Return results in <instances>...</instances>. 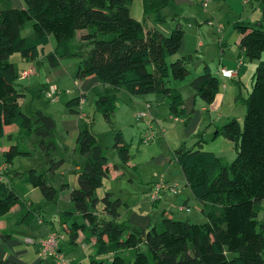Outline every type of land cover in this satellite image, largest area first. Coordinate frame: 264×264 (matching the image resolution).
<instances>
[{
    "label": "trees",
    "instance_id": "trees-1",
    "mask_svg": "<svg viewBox=\"0 0 264 264\" xmlns=\"http://www.w3.org/2000/svg\"><path fill=\"white\" fill-rule=\"evenodd\" d=\"M23 1V7L5 3L0 8V138L8 137L14 125L39 136L51 133V116L42 111L32 115L22 109L23 87L16 81L19 70L9 60L14 52L27 61L44 55L51 38L53 48L45 53L51 67L58 66L64 57L79 56L76 79L95 76L106 86L96 91L95 107L108 123H112L120 89L129 94L153 92L170 97L174 116L186 114L182 95L167 85L170 74L182 79L190 72L191 55L176 57L169 65L167 61L180 48L184 36L179 22L168 33L145 27L130 15L131 0ZM261 2L262 22H233L240 35L238 47L249 59H258L244 100L242 124L230 118L217 130L234 142L235 158L225 162L200 146L172 150L185 186L201 204L204 222L175 219L164 211L158 222L146 228L120 219V198L109 191L97 194L109 173L108 158L90 121L78 127L75 144L84 163L75 171L77 184L62 182L59 189H70L69 199L83 221L69 222L72 212L65 211L60 223L67 224L63 228L72 243L84 229L94 237L95 251L88 264H264V221L257 218L264 199V0ZM167 3L168 0H142L144 15H153L160 21ZM26 20H31L32 31L22 35ZM190 84L207 103L212 102L219 88V80L207 63ZM81 98L82 95L75 96L66 102L71 112H76L73 106L79 105ZM113 148L120 163L127 164L128 144L118 130H114ZM22 153L16 144H10L1 151L0 163L11 164L14 156ZM59 164L60 161L52 162L40 171L29 168L24 174L16 173L22 182L39 188L45 201H56L58 189L48 182V172L53 174ZM5 170L0 174V217L21 202L5 178ZM20 215L19 221L32 225L39 217V208L26 207ZM131 249L130 258L125 253ZM0 264L19 263L4 258Z\"/></svg>",
    "mask_w": 264,
    "mask_h": 264
},
{
    "label": "rangeland",
    "instance_id": "rangeland-1",
    "mask_svg": "<svg viewBox=\"0 0 264 264\" xmlns=\"http://www.w3.org/2000/svg\"><path fill=\"white\" fill-rule=\"evenodd\" d=\"M227 1L228 2L223 4V0H214V2H219L216 8L213 7V5H209L207 9H203L200 0H187L186 2L168 0V3L161 10L160 16L162 18L159 22L163 23V25L168 22L172 23L168 32L173 28L176 22H179L184 29V37L187 42L184 46V51L180 53V51L177 50L174 54L167 57L168 65L176 57L191 55L188 66L192 69L197 59L198 50H204L206 62L214 69L218 60H222L226 55L223 54L222 46L220 45L223 32L225 30H227L228 33L231 30L235 32L234 26H231L232 21L238 18L246 19L249 12H251L247 11L251 9V3L246 4L245 0ZM251 2H255L254 5H257V0H251ZM227 3L230 5L228 6ZM128 6L132 17L138 20L143 18L142 0H131ZM209 10L214 11L215 17H210ZM259 10H262V7H259ZM258 16L259 18H255L254 16L249 18V23H255L257 21L262 22V15L258 14ZM147 19L150 21L155 20L153 15H150ZM31 31V20H26L21 28V34L29 35ZM77 38H79V32ZM231 43L233 44L232 41ZM53 44L54 41L53 38H51L50 43L45 47V53L52 50ZM229 46L230 44H227V46L223 47L227 50ZM235 47L237 48V45H235ZM45 53L42 55L43 57L41 56L37 72L30 73L23 78L19 75L16 81L23 87V96L20 99L22 109L32 115H34L36 111H42V113L51 116L54 127L49 135L39 136L35 131L27 133V131L17 128L14 125L8 135L9 137L5 136L0 138V160H2L1 151L7 149L10 144H16L21 151H24L22 154H16L12 163H7L8 167L5 170V178L8 179L11 187L18 192V195L21 197V202L15 205L11 213H7L0 217V224H4L6 229L4 233L11 234L14 238L12 244H10L8 243L9 238L0 234V248L2 247L6 252L12 254L15 259L21 260L27 264H55L52 259L36 262V245L34 243H29L25 237H42L50 231H57L64 236L58 244L64 256L69 259L72 264H88L90 255L95 251L94 237L91 236L88 229H84L79 232L80 234H78L77 242L72 243L63 228V225L67 224L62 225L60 223L65 211L72 212L68 220L69 222L72 220H77L79 222L83 221L75 211L74 204L69 199L68 191L57 188L58 195L56 201H45L39 188H34L30 193L23 190L24 184L27 183L22 182L20 174L23 172L26 173L29 168H36L37 171H40L41 169H46L52 162L60 161L59 166L55 169L53 174L48 172V182L56 187H59L61 181L68 182L72 186H75L77 184L75 179L76 167L81 168L84 163V157L78 152L76 147L75 138L78 127L90 121L91 130L95 133L99 144L102 146L111 169H113L112 166L115 163L120 165L118 171L121 172L120 177L117 179H108V176H106L102 186L97 189V194L100 196L105 191H109L112 193L113 197L120 198V213L126 211L125 203H127L130 208L132 207L135 209L140 208L146 211L157 209V214L154 215L157 216L156 222H158L160 219L158 215L161 209H158L157 206H153L150 202L149 194L146 193L145 189L148 182L151 179L157 180L169 173L171 177L175 178L173 181H178L180 187L184 188L185 178L181 168L173 158L164 165L157 164L152 160L150 161L151 156L155 155L160 149L157 148V146H162L164 153L166 152L170 157V155L172 156V149L176 148L178 144L174 146L170 141H168L170 143L168 144L166 138L162 137L163 135H160L159 138L154 137V139L149 142L140 140L139 134L144 128L143 124H145L147 116L139 120L136 119L134 114L139 106L137 107L132 103H128V101L121 96V93H119V98L115 102V107L111 116L112 123H108L104 119L102 113L95 107V100L98 94L96 91H102V89L97 87L95 89H90L82 83L86 77L81 79H76L75 77L79 56L64 57L61 59L58 66L51 67ZM239 56L245 62V65L242 67L243 74H240L238 82L234 80L229 81L234 86V94L238 95L235 100L232 99L230 105L224 103L223 111H218V113L223 112L225 115L229 113V115H233L229 117L235 118L242 124L246 108L244 100L250 91L251 75L258 59H249L246 55ZM18 59L19 54L17 52L9 56V60L16 64H19ZM248 64L254 65L252 72H250ZM251 68L252 66H250V69ZM197 74L198 72H195L194 76ZM189 78L190 74H187L182 79H174L170 74L168 76L167 85L175 87L173 86L175 82H178L180 85L185 83L181 88L180 86H177V88L175 87L177 91L182 94L181 89L189 88L193 90ZM47 90L59 91L57 101L50 102L46 98L45 92ZM81 93H83V95ZM80 95L84 97L83 100L79 105L73 106L76 112H71L66 106V102L72 97ZM161 98L164 100L160 102L153 101L154 107L157 105L156 118L158 120L154 122L155 125L153 130L157 132L155 126L160 128L164 127L165 129H169V138H173L175 134H177V128L181 127L180 125H185V122L189 119V114L192 115L196 108L194 111H191V106H187L186 116L184 114H177L181 116L183 120H175L173 117L174 113H172L169 107L170 97L163 96ZM210 103L205 102L204 104L209 108ZM222 117L223 120L221 119L220 123L230 119L225 118V116ZM42 128L44 129V127ZM114 130L120 131L123 140L128 144L130 158L134 159L136 156L134 159L135 162H133L134 164L136 163L135 170L126 166V164H121L117 158L116 151L113 148ZM211 138L212 135H210L209 140ZM217 138H221L220 140L227 142L228 148H224L219 144V139H216L214 144H216V147H219L218 149L222 150L220 153H215L216 156L220 157L225 162H231L236 156L234 142L226 138L222 133H220ZM41 140L45 143L42 144ZM202 143L203 148L200 149L208 150V148H204L205 142ZM3 144L5 145L2 146ZM187 145L186 148L190 147V143ZM195 145L199 146L200 144L196 143ZM181 147L184 146L181 145ZM139 151H141L143 156L137 157ZM146 159L148 160L145 161ZM16 172L20 174L18 175ZM28 204H31V206L34 204L38 206V219H40V222H38V219H34L32 225H27L19 221L20 214L25 209H23V207H27ZM20 206L23 210L19 209ZM20 210L22 211L19 212ZM190 212L194 213V208ZM197 214L198 220L195 219L192 222H204L205 218L199 220L201 216H204L200 214V212ZM257 218L258 220L264 221V199L260 201V211L258 212ZM14 220H17V222H14ZM141 248L146 250L144 245H142ZM125 254L131 258L133 250H127ZM0 259L4 258L0 257Z\"/></svg>",
    "mask_w": 264,
    "mask_h": 264
},
{
    "label": "crops",
    "instance_id": "crops-1",
    "mask_svg": "<svg viewBox=\"0 0 264 264\" xmlns=\"http://www.w3.org/2000/svg\"><path fill=\"white\" fill-rule=\"evenodd\" d=\"M178 1L179 2H186L187 0H178ZM225 2H228V1L223 0L222 3L224 4ZM5 3H7L11 7H17V8L23 7V5H24L23 0H0V8L5 6ZM200 3H201V0H200ZM247 3H251V9L247 10V11H251V12H249V15H247L246 19L238 18V19H235L234 21L241 20L243 22H249V18H251L253 16L255 18H259L258 14L262 15V10H259V7H262L261 0H257L256 6L254 5L255 2H251V0H247L246 4ZM218 4H219V2H214V0H210L208 2V4L206 5V7L205 8L203 7V9H207L209 7V5H213V7L216 8V6ZM227 4H228V6L230 5L229 3H227ZM209 14H210V17H215L214 11L209 10ZM149 16L144 17V15H143V18L141 19V21L144 23L145 27H155L163 33H168V30L170 29V26L172 25L171 22L170 23L168 22L167 24L163 25V23H160L157 20L150 21L149 19H147ZM234 21H232L231 26H233ZM236 32L237 31L233 32L232 30L229 31V33L227 30H225L223 32L222 41L220 42V45L222 46L223 54H226V55H225V57L222 58L223 62L221 59L218 60V63H216L217 65L215 64L214 69L212 67H210L211 70L214 72V74L217 76V78L219 80L218 92L216 93L214 99L210 103V107L209 108L206 107V105L204 104L205 103L204 100L201 99L198 95H196L195 90L193 88H192L193 90H190L189 88L181 89L182 90L181 95L183 97V106L185 107L186 113H187V110H186L187 106H191V111H194L195 108H196V110L192 113V115L189 114V119L187 122H185V125H180L181 127L177 128V134H175V137L169 138V136H168L169 129H165L164 127L160 128V127L155 126V128L157 130V132L153 130L154 134H155V138L156 137L159 138L160 135H163L162 137L166 138V141L168 144H170L168 142V141H170V142H172V144H174V146H176V144H178L179 146L183 145L184 148H186V146H188L187 144H189V143H190V147H188V148H191L194 146L197 147V145H195L196 142H200L199 146H200V148H203L202 142H205L204 148H208V151L211 150L214 153H220L222 151L221 149H218L219 147H216V144H214V141H216V139H219V144H221L224 148H228L227 142L220 140L221 138H217L219 135L217 130L225 122L224 121L223 123H220V120L221 119L223 120L222 116H225V118H231L229 116H233V115H231V114L229 115V113H227L225 115L223 112L218 113V111H221V110L223 111L224 103H227L230 105L232 103V99L235 100V98L238 94H234V92H235L234 86L229 81L234 80V81L238 82L240 79V74H243L242 67L245 65V62L240 58L239 55H244V53L238 47V40H239L240 35H239V33H236ZM231 41L233 42V44L231 43ZM186 43H187L186 38L183 36L180 48L178 49L180 51V53L182 51H184V46ZM227 44H230V46L226 50L225 47H223V46H227ZM235 45H237V48L235 47ZM204 53H205L204 50H198L197 59L194 63L193 68L190 69V72H189V74H190L189 81H191L195 72L200 73L203 65L205 63H207ZM41 56H38L34 60L27 61V60L22 59L21 56L19 55V59H18L19 64H16V63L15 64H16L19 72L21 70H26V69H30L31 73L37 72L39 62L41 61ZM246 64H247V62H246ZM248 65H249L248 67H249L250 72H252L254 65L253 64H248ZM223 66L236 70V74L234 76H232L231 78L220 75L218 73V70L220 67H223ZM250 66H252L251 69H250ZM241 77H242V75H241ZM251 79H252V75H251ZM82 83L84 84V86H88V88H90V89H94L97 87V88H101L103 91L106 87L95 76L86 77V79L83 80ZM183 84H185V83H183ZM183 84L180 85V84H178V82H175L173 86H175L176 88H177V86H180V88H181V87H183ZM85 90H87V89H85ZM119 93H121V96L125 100H127L128 103H132V104L136 105L137 107L139 106V108H137L135 110V113L139 110H146V112H147V119H146L145 124H143L144 128L142 129L141 133L139 134L140 135L139 139L141 140V135H142L143 130L150 124H151V127L153 129V127L155 125L154 122L158 121L156 118V116H157L156 106L157 105L154 107L153 101L155 100L156 102H160L161 100H164L163 98H161L163 96L158 95V94L153 93V92L129 94L127 92H124V90L120 89L117 92V99L119 98V95H118ZM81 94L83 95V93H81ZM133 95H135V96H133ZM83 98L84 97L81 98L80 102L83 100ZM147 104H148V107H146ZM185 116H186V114H185ZM213 130H214V132H213ZM210 135H212L213 139L211 138L209 140ZM4 145L5 144H3L2 146H4ZM178 145H177V147H178ZM157 148H160V149L157 151V153L155 155L151 156L150 161L152 160V161L156 162L157 164L164 165V164H166V162L171 161L172 158L175 160L173 154H172V156L170 155V157H169V155L166 152L164 153L162 146L161 147L157 146ZM137 155H138L137 157L143 156L141 151H139ZM135 158H136V156H135ZM134 159L130 158V160L126 164V166L131 167L133 170L136 169V163L135 164L133 163V162H135ZM147 160L148 159H146L145 161H147ZM108 165H109V163H108ZM119 167H120V165H118L117 167L112 166L113 169H111V166L109 165L108 179H117L120 177L121 172L118 171ZM76 169H78V167H76ZM162 177L168 183H173V182L178 183V181H173V180H175V178L171 177L169 175V173H167V175L162 176ZM154 181H156V180L151 179L148 182L147 187H145L146 193H148V190L151 188ZM61 183H62V181H61ZM59 185H60V183H59ZM184 185H185V183H184ZM56 188H59V187H56ZM23 190L25 192L30 193L31 191L34 190V187H32L29 183H27V184H24ZM61 190H67L68 194H69L70 189H61ZM139 199H140V197H139ZM150 202L153 206H157L158 209H161V212L158 215L160 217L162 215V211H164V214H166L167 216H171L175 219H185L188 221H194L195 219L198 220V214L197 213L200 212V205L201 204L193 196V194L191 193L190 189L187 186H185L184 188H181L179 183H178V192L177 193L173 194L169 191H166V192L162 193L161 197L158 200H156V201L150 200ZM31 204L27 205V207L29 209L30 208L33 209L34 207H38L35 204L31 206ZM180 205H186L189 208V210L179 209ZM125 206H126V211H122L120 213V219H122L124 222L131 224V225H136V226H139L142 228H146L149 225L156 222L157 216H155L154 214H157V211H158L157 209H152L149 211H146V210L140 209V208L135 209L132 207L130 208L127 205V203H125ZM14 207H15V205L12 206V208L10 209V211L8 213H11V211L13 210ZM24 208H26V206L23 207V209ZM191 208L192 209L194 208V210H195L194 213L190 212L192 210ZM19 209H22L21 206L19 207ZM22 210H20L19 212H21ZM200 214H201V212H200ZM203 218L204 217L201 216V218L199 220H203ZM14 222H17V220H14ZM38 222H40V219H38ZM0 231L6 232L4 224H0ZM79 232H78V234H80ZM3 236L8 237L9 238L8 243L12 244V241L14 238L11 236V234H7V235H3ZM27 237H33V236H26L25 238H27ZM35 238H38V237H35ZM77 240H78V236L75 239L74 243H76ZM29 243H31V242H29ZM34 244L36 245L35 246V253H36V260L35 261L36 262L37 261H39V262L44 261V260H39V258L37 257L38 244L37 243H34ZM0 257L9 258L11 260L18 262L19 264H27L21 260L15 259L14 256H12V254L6 252V250H4L2 247L0 248Z\"/></svg>",
    "mask_w": 264,
    "mask_h": 264
},
{
    "label": "built area",
    "instance_id": "built-area-1",
    "mask_svg": "<svg viewBox=\"0 0 264 264\" xmlns=\"http://www.w3.org/2000/svg\"><path fill=\"white\" fill-rule=\"evenodd\" d=\"M210 0H202L201 5L202 7H206ZM247 0H245L246 2ZM31 73L30 69L21 70L19 72V75L21 78L28 76ZM218 73L222 76L231 78L236 74V70L232 68L227 67H220L218 70ZM59 91L56 90H50L45 92L46 98L50 102H55L58 99ZM148 107V104L147 106ZM147 116L146 110H139L135 113L136 119H142ZM175 120H183L180 116H173ZM148 122V121H147ZM155 137L154 131L151 127V124L148 125L142 132L141 140L143 142H149L150 140H153ZM7 168V163L1 162L0 163V174L3 173V171ZM169 191L173 194L178 192V183H168L166 182L163 177L157 179L152 184L151 188L148 190L149 198L151 201L158 200L162 193ZM179 209L181 210H189V208L186 205H180ZM63 238V235L56 232V231H50L45 236L42 237H27L26 240L31 243H37L38 244V250H37V257L39 260H47L52 259L55 264H72L69 259H67L62 251L59 249V241Z\"/></svg>",
    "mask_w": 264,
    "mask_h": 264
}]
</instances>
